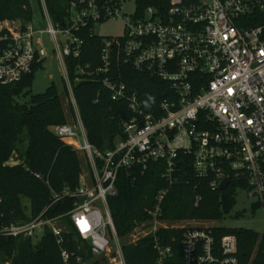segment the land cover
<instances>
[{
	"label": "built area",
	"instance_id": "built-area-1",
	"mask_svg": "<svg viewBox=\"0 0 264 264\" xmlns=\"http://www.w3.org/2000/svg\"><path fill=\"white\" fill-rule=\"evenodd\" d=\"M121 11L117 0H70L62 24H54L43 0L46 29L38 30L34 22L24 28L0 25L1 86L19 84L43 66L50 55L42 40L50 36L78 117L77 124L50 130L85 161L74 188L51 190L40 212L27 222L2 227L0 236L34 242L50 234L62 264L103 258L126 264L109 199L118 193L122 171H146L155 163H163L167 187L140 230L147 228L142 237L153 236L157 264H168L172 248L163 246L157 234L169 228L162 205L178 179L180 153L191 157L195 178L208 181L212 190L220 191L229 181L226 191L232 188L236 195L245 190L264 210V0H159L158 6L132 15ZM110 19L122 20L123 35L102 37L98 65L81 63L86 35L99 37L96 25ZM121 67L164 85L153 107L129 90ZM86 81L102 82L112 101L125 102L130 113L111 150H99L87 137L73 92L74 84ZM170 227L183 230L182 264H242L236 235L219 238L217 226L207 224ZM260 251L264 254V234L248 264Z\"/></svg>",
	"mask_w": 264,
	"mask_h": 264
},
{
	"label": "trees",
	"instance_id": "trees-1",
	"mask_svg": "<svg viewBox=\"0 0 264 264\" xmlns=\"http://www.w3.org/2000/svg\"><path fill=\"white\" fill-rule=\"evenodd\" d=\"M69 2L45 0L54 24H62ZM133 2L140 12L159 5V0ZM36 8L42 12L41 0H0V25L8 23L14 26L17 23L24 28L34 22ZM87 36L80 62L98 65L102 36ZM37 69L19 84L0 85V229L12 223L29 221L49 203L51 190L58 191L64 186L74 188L85 166L84 158L69 146V142L50 130L52 126L68 124V114L73 111L69 96L52 84L45 93L31 95L26 103L17 101L23 89L31 86ZM120 74L129 90L142 94L150 108L160 100L164 85L158 79L138 74L128 67H121ZM73 92L89 141L99 150L113 149L116 139L121 136V121L130 117L126 103L112 101L110 91L100 81L74 84ZM190 158L179 154L180 173L163 202L162 220H223L234 207V190H212L208 181L196 179ZM163 173V163L152 164L146 171H122L117 182L118 193L109 199L126 264L158 262L153 236L135 241L130 237L146 223L148 211L155 205L158 193L167 187ZM197 198H200L198 203ZM25 199L30 201L29 208L24 204ZM182 232L169 227L157 234L163 246L172 248L173 256L168 264H182ZM215 232L219 238L225 234L236 235L241 263H249L259 240L258 234L222 227H217ZM255 262L264 264L261 251ZM0 264H62V261L59 247L50 234L35 247L31 239L0 236ZM91 264L106 263L103 258Z\"/></svg>",
	"mask_w": 264,
	"mask_h": 264
},
{
	"label": "rangeland",
	"instance_id": "rangeland-1",
	"mask_svg": "<svg viewBox=\"0 0 264 264\" xmlns=\"http://www.w3.org/2000/svg\"><path fill=\"white\" fill-rule=\"evenodd\" d=\"M43 0H41L42 2ZM116 1V0H115ZM122 3V11L121 15L128 14L132 15L136 11V6L133 1L124 2V0H117ZM35 8V6H34ZM35 27L39 30H44L47 27V24L44 21L43 15L40 13L39 9H35V17H34ZM17 25V23H16ZM96 34L102 37H110V36H121L124 33V24L122 20L110 19L108 21L99 23L96 25ZM43 45L49 51V58L46 59L43 63V66L39 67L34 75V79L32 81L31 86H28L23 89L19 97H17V101L19 103H26L30 100L31 95L43 94L46 90L52 85H56L61 93L65 96H69V93L64 84V70L59 61L57 55L53 52L55 48L49 35H44L42 40ZM70 98V96H69ZM72 113L68 114V124H77V113L75 112L74 106L72 109ZM257 200L255 198H251L247 195L245 190H237L235 195V204L230 214L226 216L223 220L220 221H206V220H183L178 222H166L164 223L170 227L172 225L178 224H187L190 226L193 225H215L217 227L226 228L229 230H249L260 237L264 234V210L261 207L256 206ZM25 206L27 208L30 207V201L24 200ZM144 227L141 226L137 229L133 235H131L130 240H137L147 232V228L144 230H140ZM41 238H37L34 240L33 245H35L40 241ZM119 240V238H118ZM120 246L121 242L119 240ZM122 247V246H121ZM117 244L114 240H112L111 244V253L113 256H116ZM123 251V250H122ZM105 263L114 264V261L110 258H104Z\"/></svg>",
	"mask_w": 264,
	"mask_h": 264
},
{
	"label": "water",
	"instance_id": "water-1",
	"mask_svg": "<svg viewBox=\"0 0 264 264\" xmlns=\"http://www.w3.org/2000/svg\"><path fill=\"white\" fill-rule=\"evenodd\" d=\"M15 94H17V91H15ZM228 184H229V181H225V182L221 185V187H220V191H223V192L226 191Z\"/></svg>",
	"mask_w": 264,
	"mask_h": 264
}]
</instances>
